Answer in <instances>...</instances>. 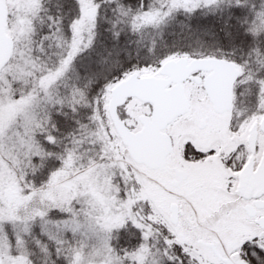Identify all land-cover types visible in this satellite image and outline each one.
Here are the masks:
<instances>
[{
    "label": "snow or ice",
    "instance_id": "1",
    "mask_svg": "<svg viewBox=\"0 0 264 264\" xmlns=\"http://www.w3.org/2000/svg\"><path fill=\"white\" fill-rule=\"evenodd\" d=\"M0 264H264V0H0Z\"/></svg>",
    "mask_w": 264,
    "mask_h": 264
}]
</instances>
